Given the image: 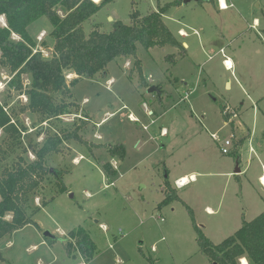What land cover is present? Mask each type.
<instances>
[{
    "label": "rangeland",
    "instance_id": "1",
    "mask_svg": "<svg viewBox=\"0 0 264 264\" xmlns=\"http://www.w3.org/2000/svg\"><path fill=\"white\" fill-rule=\"evenodd\" d=\"M169 1L172 0H114L83 24L84 31L89 34L95 23L102 31H110L116 20L130 23L133 9L145 15ZM184 1L171 7L167 13L170 19L164 20L178 38L180 28L190 34L180 39L188 43L184 46L186 56H178L172 63L167 56L178 54L177 47L147 49L139 43L136 56L142 62L148 86H140L134 57L114 60L106 75L82 78L71 86L79 108L64 115L61 121L42 122L38 115L23 110L28 96L11 91L8 82L13 74L6 67L0 68V101H7V109L17 113L22 131L16 152L8 153L3 160L0 157V170L11 166L20 155L34 160L35 155L28 148L31 142L42 144L49 135L62 130L71 132L80 125L82 136L95 144L90 152L75 140L65 141L63 152L47 157L48 167L66 171L63 181L67 191L42 206V195L50 198L57 191L54 178L49 177L43 194L29 203L30 212L40 207L33 216L37 225L28 224L0 241V264H85L79 251L68 256L64 247L68 232L79 225L90 232L99 250L86 264H150L149 258L154 264H201L205 257L199 252L187 207L176 200L159 206L166 197L162 190L165 177L170 174L174 180V173L186 167L210 166L212 172H224L237 167L243 170L250 163L249 173L242 176L244 198L253 203L247 219L264 209V199L260 198L264 194L257 195L251 188L250 177L264 163V0H232L234 5L223 10L219 9L218 0L215 5ZM256 17L260 25L252 28ZM6 25V17L0 15V26ZM51 29L45 16L28 28L36 40V49L44 50L47 57L53 55ZM12 39L18 41L20 37L13 34ZM228 56L233 70L224 65ZM74 77V73L67 76L69 81ZM22 80L26 90L31 76L24 74ZM150 89L155 91L149 92ZM58 98L62 96L59 94ZM223 106L237 112L236 124L254 132L245 136L243 144L229 146V153L222 151L224 140L235 133L238 138L234 142L238 143L246 129H232L222 112ZM131 111L141 123L130 120ZM143 125H149L148 129ZM163 127L168 130L167 137L160 136ZM214 132L219 141L211 136ZM139 140L142 145L137 148ZM0 141H11L3 129ZM118 142L124 143L126 156L115 161L100 144ZM107 161L117 167L116 175L104 173L102 163ZM232 178L226 201L234 193ZM225 182L226 177H199L198 184L212 183L223 189ZM189 188L180 195L188 199L199 223L205 219L200 212L203 197L188 196ZM221 189L205 193H212V199L217 200ZM250 192L260 200H252ZM207 232L215 243L225 237L212 234L210 229ZM45 235L56 241L49 244Z\"/></svg>",
    "mask_w": 264,
    "mask_h": 264
},
{
    "label": "trees",
    "instance_id": "2",
    "mask_svg": "<svg viewBox=\"0 0 264 264\" xmlns=\"http://www.w3.org/2000/svg\"><path fill=\"white\" fill-rule=\"evenodd\" d=\"M113 1L0 0V15H4L7 22L6 26H0V68L6 67L13 74L8 82L9 89L21 94L24 92L28 96L29 102L23 110L28 109L38 115L42 122L49 121L52 124L55 119L63 120L64 115L71 114L79 108V104L73 98L71 86L76 85L82 78L92 79L106 75L109 63L119 58L134 57V71L140 75V86L147 87L142 62L136 56L139 43L147 49L155 46L177 47L178 54L167 56L172 63L177 61L178 56H186V48L182 41L163 18L171 7L180 5L183 0L159 4L157 10H151L145 15L133 9L130 23L116 20L110 31H102L100 25L95 23L90 33L86 34L83 24ZM197 1L213 5L217 2ZM44 16L52 24L51 57L45 56L44 50L36 49V40L28 30L31 24ZM13 34L19 35L20 40H13ZM71 73L76 77L69 81L67 76ZM24 74L31 76L30 86L26 90L22 80ZM59 94L62 98H58ZM7 105V101H0V129L11 137V141L4 142L5 144L0 141L2 160L16 152L19 147L16 143L22 132L16 119L17 113L7 109ZM224 108L223 106L222 112ZM225 119H228L227 116ZM80 126L71 132L62 130L49 135L42 144L31 142L28 148L35 155L34 160L28 161L20 155L11 166L0 170V241L28 224H36L33 216L40 207L30 212L29 203L32 198L43 194L49 177L54 178L57 191L50 198L42 195V206L47 205L58 193L67 191L63 181L66 171L59 169L52 171L47 166V157L52 153L63 152L64 142L70 140L84 144L92 152L95 144L82 136L80 130L83 126ZM100 145L107 149L111 157L124 160L126 156L124 143ZM102 169L107 176L117 174V167L110 161L103 162ZM165 194L166 197L159 206L180 200L169 182L166 183ZM185 206L191 216L199 249L208 258L207 264H241L240 260L243 257L247 258L249 264H264V211L253 220L243 219L242 226L233 235L216 244L198 225L192 208L187 204ZM44 238L49 244L56 241L55 238L46 236ZM64 247L68 256H73L79 251L85 263L93 260L99 251L90 232L82 225L68 232ZM149 262L154 264L152 258H149Z\"/></svg>",
    "mask_w": 264,
    "mask_h": 264
},
{
    "label": "crops",
    "instance_id": "3",
    "mask_svg": "<svg viewBox=\"0 0 264 264\" xmlns=\"http://www.w3.org/2000/svg\"><path fill=\"white\" fill-rule=\"evenodd\" d=\"M226 1H227V3H229V1H230L229 4H233L234 5V3L232 2V0H226ZM165 3H160V4L163 5ZM182 4H183V2L180 5H182ZM180 5H178V6H180ZM175 7H177V6H175ZM219 9H221V8H219ZM154 10H156V9H154ZM168 12H166L163 15V18L164 19H170V17L167 16L168 15L167 14ZM254 24H256L255 27H253ZM251 25H252L251 26L252 28H257V26L260 25V20L256 17L254 19V21H253V24H251ZM180 30H183L184 32H186V30H184L183 28H180L178 30V33H179V35H180L181 38H179V39H185V38H187L190 35V34H188V32H186L187 34L183 36L179 32ZM182 43H183V45L185 44L184 46H187L188 45V43L185 40H183ZM221 49H224V48H221ZM224 52H225V50H224ZM228 58H229L228 61L232 62V65H230V66L233 67L234 64H233V61H232L231 57L228 56ZM224 60H223V62H224ZM126 62H129V61H126ZM110 80H113V79H109V81ZM146 82H147V84L149 83L147 80H146ZM143 105L146 107V104L145 103H143ZM124 107H127V106L124 105ZM148 113L153 115L152 110H149ZM94 125H95V123H94ZM230 125L232 126V129L235 128L236 131L237 130L244 131L243 129L244 128L246 129V134H244V135L241 134L239 136L240 137V141L238 140L239 141L238 143L243 144L244 143L245 136H252L253 133H254V132L250 133L249 128H247V127H245L243 125H240V124H236L235 121H234V119L230 122ZM235 129H234V131H235ZM145 130H147V129H145ZM162 131H163L164 134H162ZM214 133H216V132H214ZM168 134H169L168 133V130L165 127H163L160 130V136L161 137H167ZM212 134L213 133H211V136H212ZM238 143L237 142L236 143L234 142V144L236 146L238 145ZM136 145H137V148H140L141 145H142V141H140V140L137 141L136 142ZM251 150L253 151V153L255 155L257 154V153H255L256 151H255V149L252 146H251ZM256 157H258V155H256ZM114 159H115V161L117 160L116 158H113V160ZM249 165H250V163L243 170L241 169V167H239L240 168V172L239 173H236L235 172L236 169H234V170H227V171H224V172H212L211 169H208V168H210V166L204 167V168H202L200 165L186 167V168H183L181 170H178V171H176L174 173V175H175V179L174 180H172L170 178V174H169L168 177H165V179H164V185L162 187V190H163L164 193H166V183L169 182L171 184V186L176 190V192H177V194H178V196L180 198V200H176V201H181L184 205L187 204L188 206H190L188 204L189 203L188 199H185L186 197H184V195H180V193L183 192L182 190L184 188L190 187L189 188V191H188V196H190V197H193V196L199 197V198L203 197V199L201 198V200H202V206L200 208V210H201L200 212L203 213L205 219H204V221H199V223L198 222L197 223H198V225L199 224L201 225V226L199 225L200 227L203 226L202 227L203 231L205 229L204 233L206 234V236L212 242H214L212 240V238H213L212 236L213 235H211V233H208L207 232V231H209V229H210V232H212V234H214L216 236H225L222 239V241H223L225 238L229 237L230 235H233L242 226L243 219H246V220H249V221L250 220H253L260 213H262L264 211V209H259V211H255V214H257V215H255L251 219H247L251 202H246V200L244 198V190H243V184L244 183H243L242 176L244 174L247 175L249 173V171L251 169L249 167ZM263 167H264V163L261 164V170L260 169H256V170H254L250 174V177H251V188L256 190L257 195L259 193H261V192L264 194V186L261 184V176L264 174ZM190 175H195L196 176V180L194 182L188 184L185 187H181V188L180 187L178 188L176 186L175 181L177 179H179L181 177L190 176ZM199 177H202V178L203 177L204 178H207V177H226V182H225V184L223 186V189H221V185H216V184H212V183H206L204 185L198 184ZM232 177H234V179H235V182H234V185H235L234 187L235 188L233 190L234 193L231 194L232 195L231 198L226 201L225 195L228 192L230 183H232V181H233V178ZM220 189L222 190V195L217 200L215 198H214V200L212 199V193H205L206 191H209V192H212V191H215V192L216 191H220ZM257 195L255 196L253 192H250V196H251L252 200L256 199V202L259 199V196H257ZM260 198H263L264 199V195H261L260 194ZM206 199H209V200H206ZM163 200L164 199H162V201ZM192 210H193V208H192ZM193 212H194V210H193ZM162 218L163 217H161V219ZM195 218H196V216H195ZM198 220H200V219H198V216H197L196 221H198ZM194 231H195V229H194ZM195 234H196V232H195ZM196 242H197V240H196ZM198 247H199V245H198ZM199 252L202 253L200 251V249H199ZM204 257H205L204 258V261L201 264H207L208 263V258L205 255H204ZM243 259H245L247 261V264H249L247 258H245V257L241 258L240 261L242 262ZM241 264H244V262H242Z\"/></svg>",
    "mask_w": 264,
    "mask_h": 264
},
{
    "label": "built area",
    "instance_id": "4",
    "mask_svg": "<svg viewBox=\"0 0 264 264\" xmlns=\"http://www.w3.org/2000/svg\"><path fill=\"white\" fill-rule=\"evenodd\" d=\"M218 1H219V7L221 9H227V8L233 6V4L227 3L226 0H218ZM255 25L256 24H254L253 27H255ZM179 32L183 36L187 34L183 30H180ZM221 52H224V49H221ZM228 59H229L228 57L225 58L224 65L228 69L233 70V67L227 64L228 63ZM223 113H224V116H227V118H228L226 120L227 121V124L230 123L234 118H236L238 116L237 115V112L232 107H230V106H225ZM129 118H130V120H132V121H134L136 123H139V122L141 123V120L137 116H135L132 112L129 113ZM152 122H154V121H152ZM143 126H144V129H148V127H149V125H143ZM162 134H164L163 131H162ZM212 137L215 140H217V141L220 140V137H219L218 133H213L212 134ZM236 138H237L236 137V134L235 133H232L229 138H226L224 140V144H222V151H223V153H229L230 152V147L229 146L234 145V140ZM263 170H264V167H263ZM195 180H196V176L195 175H190V176L181 177V178L177 179L175 181V184H176V186L178 188L179 187L181 188V187L187 186L188 184L194 182ZM261 184L264 186V174L261 176ZM163 219L164 218H162V220ZM101 227H103L104 229H106V227L104 225H102V224H101Z\"/></svg>",
    "mask_w": 264,
    "mask_h": 264
},
{
    "label": "water",
    "instance_id": "5",
    "mask_svg": "<svg viewBox=\"0 0 264 264\" xmlns=\"http://www.w3.org/2000/svg\"><path fill=\"white\" fill-rule=\"evenodd\" d=\"M94 1H95V0H94ZM188 1H190V0H185L184 2L187 3ZM184 45H185V44H184ZM154 91H155V89H150V90H149V92H154ZM51 170L53 171L54 169L51 168ZM235 172H236V173H239V172H240V168L237 167ZM45 236H46V235H45ZM46 237H49V236H46ZM0 258H1V253H0ZM2 260H3V259H2Z\"/></svg>",
    "mask_w": 264,
    "mask_h": 264
},
{
    "label": "bare ground",
    "instance_id": "6",
    "mask_svg": "<svg viewBox=\"0 0 264 264\" xmlns=\"http://www.w3.org/2000/svg\"><path fill=\"white\" fill-rule=\"evenodd\" d=\"M228 65H232V62L228 61L227 63ZM78 161V160H77ZM242 262H244V264H247V261L245 259L242 260Z\"/></svg>",
    "mask_w": 264,
    "mask_h": 264
}]
</instances>
